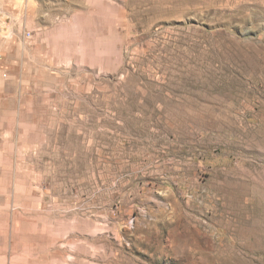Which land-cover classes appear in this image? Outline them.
<instances>
[{
    "label": "rangeland",
    "instance_id": "obj_1",
    "mask_svg": "<svg viewBox=\"0 0 264 264\" xmlns=\"http://www.w3.org/2000/svg\"><path fill=\"white\" fill-rule=\"evenodd\" d=\"M0 264H264V0H0Z\"/></svg>",
    "mask_w": 264,
    "mask_h": 264
}]
</instances>
